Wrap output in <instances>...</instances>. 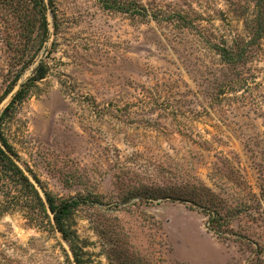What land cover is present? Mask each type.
Instances as JSON below:
<instances>
[{"label": "rangeland", "instance_id": "374dc122", "mask_svg": "<svg viewBox=\"0 0 264 264\" xmlns=\"http://www.w3.org/2000/svg\"><path fill=\"white\" fill-rule=\"evenodd\" d=\"M45 1L47 39L30 58L27 0H0V114L44 62L5 137L42 195L84 201L73 227L87 263L264 264V38L239 68L248 86L225 94L233 72L207 46L243 33L249 0H129L157 19ZM178 11L192 28L167 20ZM202 187L234 215L224 238L180 198ZM0 264L74 262L60 233L14 210L0 214Z\"/></svg>", "mask_w": 264, "mask_h": 264}, {"label": "trees", "instance_id": "16d2710c", "mask_svg": "<svg viewBox=\"0 0 264 264\" xmlns=\"http://www.w3.org/2000/svg\"><path fill=\"white\" fill-rule=\"evenodd\" d=\"M10 4V0H3ZM252 9L242 17L243 33L235 34L229 41L224 36L216 43L208 42L220 61L233 72L234 78L221 80L218 91L222 93L235 92L236 89L248 86L247 75L242 67H247L262 53L261 40L264 38V0H249ZM30 7L31 20L26 23L27 37L30 40L28 55L30 58L39 51L48 34V2L45 0H27ZM104 10L120 11L129 16L157 19L153 10L142 5L132 7L129 0H98ZM169 16V15H168ZM180 27L192 28L193 23L182 11L170 15ZM37 29L36 35L33 33ZM47 66L40 61L33 75L18 85L7 106L0 114V214L18 210L22 212L26 223L40 229L50 228L61 234L63 240L69 243L74 264H88L83 253V245L73 227L77 209L84 204L80 198L59 199L49 192L40 193L36 184L29 178L17 162V154L5 137V126L13 116L17 106L30 96L36 83L47 74ZM22 69L18 70L12 84L6 91L9 95L17 84ZM250 74V73H249ZM164 196V195H163ZM183 196V195H181ZM180 197L192 204L199 212L207 217L208 228L218 237L226 236V229L234 215L223 213V209L214 198L209 197L207 190L202 187ZM167 198V197H164Z\"/></svg>", "mask_w": 264, "mask_h": 264}]
</instances>
